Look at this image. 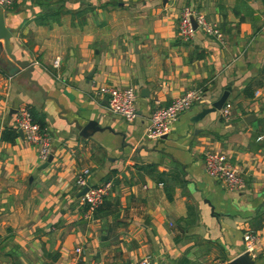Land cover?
Returning <instances> with one entry per match:
<instances>
[{"label": "crops", "instance_id": "crops-1", "mask_svg": "<svg viewBox=\"0 0 264 264\" xmlns=\"http://www.w3.org/2000/svg\"><path fill=\"white\" fill-rule=\"evenodd\" d=\"M185 5L216 22L223 41L199 29L183 41ZM7 14L15 53L67 119L0 65V264H138L145 254L154 264H213L242 252L245 231L256 234L254 260L264 264V0H15ZM101 85L136 88L133 120L109 109ZM193 87L202 98L168 133L147 137L156 100ZM227 87L230 118L216 109L194 120ZM23 106L52 135L45 166L15 128ZM73 119L100 129L83 136ZM207 150L242 169L244 188L206 173ZM86 167L89 184L112 181L97 212L75 183Z\"/></svg>", "mask_w": 264, "mask_h": 264}, {"label": "built area", "instance_id": "built-area-1", "mask_svg": "<svg viewBox=\"0 0 264 264\" xmlns=\"http://www.w3.org/2000/svg\"><path fill=\"white\" fill-rule=\"evenodd\" d=\"M15 0H0V9L7 13L13 6ZM191 17L196 22L193 26ZM199 29L223 41L224 36L218 24L209 20L205 14L192 6L185 5L181 8L178 20V33L183 41H189ZM58 60L54 65L58 66ZM101 94L107 97L108 107L111 111L120 114L126 120L131 121L137 115V91L133 86H114L101 85L97 89ZM202 89L193 87L185 90L182 94L176 96L171 102L165 105L159 104L156 100L154 108L148 116L146 127V136L150 138H159L169 132L173 122L185 110L189 109L194 101L202 98ZM220 116L229 119L231 116L232 102L226 99L223 105L218 109ZM15 128L21 129L23 137L29 143L38 148L39 158L46 160L52 151V135L46 127H42L37 121L33 120L31 112L26 106L20 107L16 111ZM204 168L206 173L216 179L221 180L230 190H241L245 186V179L242 175V169L232 164L226 153L217 150H207L204 153ZM89 168H82L75 175V183L83 188L88 186L85 192L81 194V200L89 209L94 210L106 196L111 187L112 181L106 180L98 184H89L87 181ZM243 251H247L254 258L256 256V234L250 231L243 233ZM81 247H76V252H80ZM231 259H216L213 264H231ZM138 264H154L152 256L145 254L138 260Z\"/></svg>", "mask_w": 264, "mask_h": 264}, {"label": "water", "instance_id": "water-1", "mask_svg": "<svg viewBox=\"0 0 264 264\" xmlns=\"http://www.w3.org/2000/svg\"><path fill=\"white\" fill-rule=\"evenodd\" d=\"M191 21L194 27H196V22L193 17H191ZM16 31V28L13 25H10L8 23V14L3 12L0 9V65L4 68V70L9 75H14L17 79L24 78L26 79L30 84H34L38 90L41 92V96L43 98H52L56 104L58 105L60 112L59 115H61L64 119H67V117L64 115L66 112L65 108L60 104L58 99L55 96H51L46 94L45 88L43 85L33 77L32 71L34 70V65L31 63L30 60L26 58H20L17 56V54L14 51V44L12 41V37ZM229 87L225 88L223 92L220 94V96L215 99L210 106L203 107L194 117V120H198L203 115L210 111H214L216 109H219L226 99H228L229 94ZM143 88H141L140 94H144L142 92ZM144 91V90H143ZM247 119V118H246ZM71 123H74L76 128L80 131V134L83 136H87L90 133L94 132L95 130L100 129V126H98L97 121L94 119H89L85 124H80L77 119H73L70 121ZM18 133L23 136L22 130L18 129ZM52 159V153H50L45 160V162L42 164V166L47 165V163ZM87 185L84 186L80 194L85 192L87 189ZM264 203V202H263ZM231 264H256L254 258H252L247 251H243L233 257L230 260ZM163 264V263H161Z\"/></svg>", "mask_w": 264, "mask_h": 264}, {"label": "trees", "instance_id": "trees-1", "mask_svg": "<svg viewBox=\"0 0 264 264\" xmlns=\"http://www.w3.org/2000/svg\"><path fill=\"white\" fill-rule=\"evenodd\" d=\"M260 84V82H254V83H250L245 89H244V92L246 93V95H252L253 94V92H254V90H255V88H256V86H258ZM28 109H29V111L31 112V115H32V118H33V120H35V121H37L42 127H44V125H45V122H44V118H43V116L37 111V110H35L33 107H28ZM13 133L14 135H16V132L14 131V129L13 130H9V132H4L3 134H2V136L4 137V138H11L12 139V137H9L8 135L7 136H5V134H7V133ZM13 135V136H14ZM106 180H108V178H106L104 181H106ZM104 198H105V196H104ZM104 198H103V200H104ZM102 200V201H103ZM102 203V202H101ZM101 203L94 209V212H97V210H98V208L100 207V205H101Z\"/></svg>", "mask_w": 264, "mask_h": 264}]
</instances>
